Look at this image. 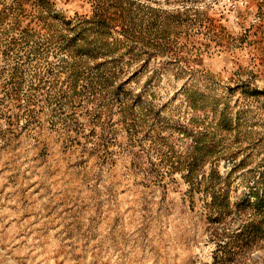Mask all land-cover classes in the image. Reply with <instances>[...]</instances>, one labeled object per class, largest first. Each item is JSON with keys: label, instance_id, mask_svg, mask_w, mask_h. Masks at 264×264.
<instances>
[{"label": "rangeland", "instance_id": "1", "mask_svg": "<svg viewBox=\"0 0 264 264\" xmlns=\"http://www.w3.org/2000/svg\"><path fill=\"white\" fill-rule=\"evenodd\" d=\"M0 264H264V0H0Z\"/></svg>", "mask_w": 264, "mask_h": 264}, {"label": "trees", "instance_id": "2", "mask_svg": "<svg viewBox=\"0 0 264 264\" xmlns=\"http://www.w3.org/2000/svg\"><path fill=\"white\" fill-rule=\"evenodd\" d=\"M212 177H213V173L209 174L207 178L211 179Z\"/></svg>", "mask_w": 264, "mask_h": 264}]
</instances>
